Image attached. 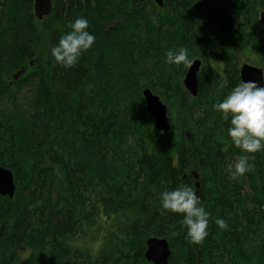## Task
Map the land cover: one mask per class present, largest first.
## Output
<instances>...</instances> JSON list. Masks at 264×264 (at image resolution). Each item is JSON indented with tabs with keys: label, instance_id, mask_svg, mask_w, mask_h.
<instances>
[{
	"label": "trees",
	"instance_id": "obj_1",
	"mask_svg": "<svg viewBox=\"0 0 264 264\" xmlns=\"http://www.w3.org/2000/svg\"><path fill=\"white\" fill-rule=\"evenodd\" d=\"M1 1L0 104H14L0 105V164L17 191L0 194V264H154L150 236L169 240L170 264H264V151L248 154L254 170L233 179L230 165L245 153L212 107L241 82L233 48L264 59V0H52L44 19L34 0ZM78 17L96 41L65 68L50 50ZM181 47L204 54L197 96L181 81L188 67L165 62ZM146 87L168 106L167 133L154 126ZM193 170L211 214L202 244L190 243L183 216L159 198L181 185L196 191ZM95 213L121 221L96 254L76 240ZM23 247L32 250L25 259Z\"/></svg>",
	"mask_w": 264,
	"mask_h": 264
},
{
	"label": "clouds",
	"instance_id": "obj_2",
	"mask_svg": "<svg viewBox=\"0 0 264 264\" xmlns=\"http://www.w3.org/2000/svg\"><path fill=\"white\" fill-rule=\"evenodd\" d=\"M197 0H192L196 3ZM71 31L62 35L59 43L50 50L54 60L65 68L76 65L81 55L89 50L96 41L95 35L89 30V22L85 17H78L70 24ZM195 60L188 58V49L168 50L165 62L169 65L184 64L191 67ZM223 121L228 122L227 135L232 143L240 148L245 155L230 168L233 179L241 177L254 170V164L249 163L255 154L264 151V73L260 81L241 80L223 99L212 105ZM162 210L181 214V223L187 227V238L192 244H202L208 236L210 212L206 211L202 198L188 185H181L173 190L159 193ZM216 225L224 229L227 223L216 219Z\"/></svg>",
	"mask_w": 264,
	"mask_h": 264
},
{
	"label": "water",
	"instance_id": "obj_3",
	"mask_svg": "<svg viewBox=\"0 0 264 264\" xmlns=\"http://www.w3.org/2000/svg\"><path fill=\"white\" fill-rule=\"evenodd\" d=\"M143 1V0H142ZM160 6H164V0H155ZM2 2L0 0V6ZM53 8L52 0H34V12L39 19H44L48 16ZM261 22L264 25V10L260 14ZM193 65L188 67L184 78L185 88L193 95L197 96L199 93V78L198 73L202 66V60L195 58ZM264 73V65L253 64L245 62L240 66L241 80L260 81L261 74ZM17 75L16 77H18ZM143 95L147 110L154 118V126L157 130L164 133L169 132L171 123L169 119L168 106L164 103L161 97L154 93L151 88L146 87L143 90ZM196 180V193L198 194L200 188V174L192 171ZM17 191V184L14 172L0 164V194L14 198ZM172 253L171 245L166 237L150 236L147 239V249L145 257L148 261L154 264H170V256Z\"/></svg>",
	"mask_w": 264,
	"mask_h": 264
},
{
	"label": "rangeland",
	"instance_id": "obj_4",
	"mask_svg": "<svg viewBox=\"0 0 264 264\" xmlns=\"http://www.w3.org/2000/svg\"><path fill=\"white\" fill-rule=\"evenodd\" d=\"M263 10L264 9L260 10V14H261V12ZM259 20L261 22V18L260 17H259ZM261 24H262V22H261ZM231 51H234L235 62H236V64L239 67L245 62L252 63L251 61H248V58H247L248 55H250L253 58H258V57L259 58H261V57L263 58V56L260 53L248 51V48L245 45H242V44H240L239 46H236ZM203 56H204V54L202 55V54H198V53L197 54L193 53L188 58L190 60H193L195 58H200L202 60V66H203V64H204V62H203L204 61V57ZM211 61L214 63L215 67L218 68L220 73H223V61H222V59L219 58V57H216L214 55V57L211 59ZM260 65H264V59H262ZM185 74L183 76H181V81H182L183 84H184L183 81H184V78H185ZM18 77H16V78H18ZM7 79L8 80H12L9 77ZM27 96H28V90L22 89L21 91H19V93H18V95L16 97L19 105L25 104ZM13 104L14 103L11 102V99L3 98V100H1V104L0 105L4 106V107H13ZM239 159H240L239 157H236L234 159V164ZM175 163H177V161H175ZM91 198L94 200L97 197L92 195ZM86 209H87V212H89L91 210V208L89 206H87ZM96 215L97 214L95 213V218L92 220V222H88L87 223V227L89 225L92 227V230H90L88 235L85 234L83 236H79L80 238H76L77 241H79L81 243H84V245L86 244V246H88L89 249L94 254L102 252V247L108 241V237L111 236V234L114 233L117 230L118 225L121 223V221H119L115 217H113V219H112L111 217H107L105 215H102V217L98 219ZM96 219H98V222H97L98 225L97 226H96L97 223L95 224ZM93 223L95 224L94 226H93ZM31 252H32V250L29 247H23V248H21L19 250V253H20V256H21L22 259L27 258L31 254ZM80 260L81 261L84 260V257H81Z\"/></svg>",
	"mask_w": 264,
	"mask_h": 264
},
{
	"label": "bare ground",
	"instance_id": "obj_5",
	"mask_svg": "<svg viewBox=\"0 0 264 264\" xmlns=\"http://www.w3.org/2000/svg\"><path fill=\"white\" fill-rule=\"evenodd\" d=\"M133 119V118H132ZM88 122V121H87ZM90 171V170H89Z\"/></svg>",
	"mask_w": 264,
	"mask_h": 264
}]
</instances>
